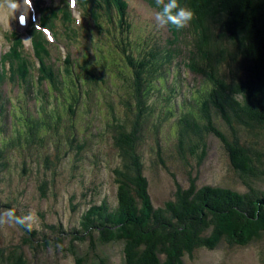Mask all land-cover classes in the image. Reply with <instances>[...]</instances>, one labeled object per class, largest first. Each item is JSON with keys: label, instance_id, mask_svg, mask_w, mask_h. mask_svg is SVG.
<instances>
[{"label": "trees", "instance_id": "trees-1", "mask_svg": "<svg viewBox=\"0 0 264 264\" xmlns=\"http://www.w3.org/2000/svg\"><path fill=\"white\" fill-rule=\"evenodd\" d=\"M114 2L124 12L125 2ZM178 3L193 11L187 28L178 30L170 25L165 44L154 43L149 47L150 42L146 41L138 46H121L131 80L124 90L127 96L122 99L128 116L123 121L113 117L108 124L117 158L113 168L110 167L115 198L99 199L98 194L95 199H77L72 203L73 210L78 209L79 213L73 226L57 220L45 225L46 232L35 226L29 230L15 225L21 234L14 238L17 241L0 245V264H47L39 261L38 256L50 251L72 255L73 264H114L106 249L114 246L120 249L122 264H187V258H193L199 249L214 250L221 243L228 247L244 246L264 236V187L256 184L258 179L264 182V0H178ZM108 16L111 19L112 12ZM123 30L129 31L126 26ZM177 57L183 58L186 67L180 72L178 63H174ZM184 71L200 76L209 86L192 90L190 96L187 93L190 88L184 84L187 80ZM74 76L69 77L78 81L80 77L84 91L85 86L102 77L91 59L80 65ZM27 82L30 90V77ZM82 91L76 88L75 95L82 98ZM151 91L155 94L152 97ZM177 94L183 99L182 104L174 100ZM188 98L190 105L185 102ZM78 104L80 107L81 103ZM98 105L91 106V111L100 110ZM75 108L66 120L80 114L79 108ZM8 111L0 96V134L10 135L0 146V169L7 166L5 150L18 144L23 133L30 135L26 142L39 141L40 130L44 127L51 130L60 120L55 113L50 120L32 117L26 130L15 128L12 132V128H7ZM162 113L170 118L175 116L181 125L171 135L178 137V154L187 169L192 164L184 158L185 151L200 165L207 154L205 135L212 132L223 143L233 176L243 185V191L227 185H198L197 176L191 175L194 169H190L188 184L183 186L174 179L173 196L156 206L143 170L141 146L145 115ZM214 116L224 120L229 133L216 126ZM159 125L160 122L155 125V133ZM75 138L68 145L77 162L83 158L85 142ZM157 156H161L159 150ZM62 160L57 149L54 158L46 154L43 163L37 164L42 198L48 200V194L54 200L64 197H60L57 185L63 172ZM23 170L26 172V167ZM4 206L12 209L8 202ZM14 211L17 216L25 215ZM85 245L87 250L83 248ZM55 264H59L58 260Z\"/></svg>", "mask_w": 264, "mask_h": 264}, {"label": "rangeland", "instance_id": "rangeland-1", "mask_svg": "<svg viewBox=\"0 0 264 264\" xmlns=\"http://www.w3.org/2000/svg\"><path fill=\"white\" fill-rule=\"evenodd\" d=\"M44 1L46 4L49 3V0ZM128 1V19L131 28L126 34L125 30L121 32L118 27L109 24L100 32H96L94 29L83 31L79 26L76 31L79 35L77 33L70 35L72 40L69 41L70 45L67 52H61V54L67 55L71 52L73 58H77V56L83 58L81 55L84 52L88 53L89 56L96 55L95 48H97L105 54L106 62L109 59L110 65L107 62V66L106 63L102 82L92 83V85L85 87L86 97L81 98V115L73 120V128L68 129L66 126L72 125V123L65 122L57 130L48 131L44 129L40 132V143L26 142V140H30V135L23 133L18 144H14L12 147L8 146L9 148L5 150V160L7 159L8 162L6 167L0 169V213L8 210L4 206L7 202L11 204L12 209L22 214L26 215L31 211L35 215L33 226L47 232L48 229L45 225L55 223L57 220H61L70 226L77 224L78 209L75 212L72 205L77 199L89 200L92 197L95 199L98 194L101 196L99 199L105 197L111 201L115 198L110 167L113 168L117 158H114L111 131L108 124L111 123L113 117L123 121L128 116L124 113L122 99L127 96V92H124V90H126V84L131 80L130 68L124 64L123 56L118 53V42L120 40L123 42L127 37L133 40L135 34L143 28H147L146 31L151 36V40L162 41L167 34L165 27L161 28L157 24L152 26L153 10L148 0ZM0 8V42H3V31L11 26V20L8 9L3 6H0ZM87 20H89L90 25L93 24L91 17L88 16ZM187 36L189 37V35ZM83 38L90 40L91 44L85 46ZM52 49L54 50L52 58L55 60L57 50L53 46ZM182 62V57L175 59L174 63L179 65L178 72L186 69ZM186 76L185 79L187 80L184 84L185 88H190L187 91L190 96L192 90H203L209 86V83L204 81L203 78L191 72H186ZM154 95V92L151 91L150 96ZM13 96L16 103H23L22 100L17 99V96ZM174 100H177V104L183 101V99L180 100L178 94L177 99ZM185 102H188V105L191 104L189 98L188 101L185 99ZM26 103L31 111L35 110L34 99L28 98ZM98 103H101V106ZM94 105L96 107L98 105L101 109L95 108L91 111V106ZM145 116L147 118L144 120L146 123L143 130L144 142L141 146V156L143 170L149 179V191L156 206L161 205L173 196L176 184L174 179L183 186L188 184L190 177V175L188 176V170L190 169H194L191 175L197 176L198 185H227L243 191V185L235 180L233 176L230 158L223 143L212 132H207L205 135L207 154L200 165L196 164V158L191 156L188 150L185 151L184 158L192 164L187 169L183 158L178 154V137L171 135L177 129V126L181 127L180 124L178 125L175 116L166 117V113H162L160 116L156 114ZM161 118H164V120ZM10 120L11 118L8 116L7 128L9 129H11L13 123ZM159 122V131L155 133V125ZM214 122L222 131L229 133V129L221 117L214 116ZM9 136L4 137L0 134V146ZM67 137H76V141L85 142V150L82 153L83 158L80 161L73 160L74 152L69 148L70 139L67 140ZM57 149L63 159L61 162L63 172L60 181L57 183L58 193L60 197L62 195L64 197L54 200L52 195L48 194L49 198L47 200L40 196L41 183L39 184L38 165L43 163L46 154H50L54 158ZM158 150L161 154L160 157L157 156ZM73 165H76V167ZM23 167H26V172ZM41 168V173H44L43 167ZM172 174H174V177ZM256 184L264 187L263 179L256 180ZM84 193L86 194L84 195ZM95 202H98V199ZM20 234L19 227L15 225L0 226V245L13 240L17 241L18 238H14L20 236ZM68 246L67 244L65 248ZM83 248L88 249L87 245ZM106 249L110 252L114 264H122L118 246ZM38 260L47 264H55L57 260L59 264L74 263L72 255L64 252L56 253L55 251H50L48 255H39ZM186 261L187 264H264V236L260 240L251 241L244 246L228 247L227 244L221 243L214 250L199 249L195 252L193 258H187Z\"/></svg>", "mask_w": 264, "mask_h": 264}, {"label": "clouds", "instance_id": "clouds-1", "mask_svg": "<svg viewBox=\"0 0 264 264\" xmlns=\"http://www.w3.org/2000/svg\"><path fill=\"white\" fill-rule=\"evenodd\" d=\"M155 2L160 10L155 13L154 19L161 28L171 25L178 30L183 29L193 18V11L187 6H181L178 0H155ZM9 7L17 9L18 6L10 0ZM34 220L35 215L31 211L24 216H17L12 209L0 213V226L21 225L31 230Z\"/></svg>", "mask_w": 264, "mask_h": 264}, {"label": "bare ground", "instance_id": "bare-ground-1", "mask_svg": "<svg viewBox=\"0 0 264 264\" xmlns=\"http://www.w3.org/2000/svg\"><path fill=\"white\" fill-rule=\"evenodd\" d=\"M170 87H173V86H170Z\"/></svg>", "mask_w": 264, "mask_h": 264}]
</instances>
